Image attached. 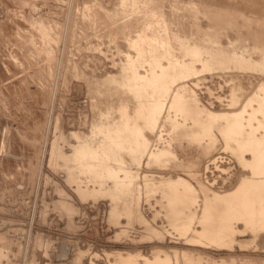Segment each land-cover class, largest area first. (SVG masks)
<instances>
[{
  "label": "rangeland",
  "instance_id": "obj_1",
  "mask_svg": "<svg viewBox=\"0 0 264 264\" xmlns=\"http://www.w3.org/2000/svg\"><path fill=\"white\" fill-rule=\"evenodd\" d=\"M0 34V264H264V0H0Z\"/></svg>",
  "mask_w": 264,
  "mask_h": 264
},
{
  "label": "bare ground",
  "instance_id": "obj_2",
  "mask_svg": "<svg viewBox=\"0 0 264 264\" xmlns=\"http://www.w3.org/2000/svg\"><path fill=\"white\" fill-rule=\"evenodd\" d=\"M187 24H188V23H187ZM7 31H8V30H7ZM197 31H198V30H197ZM8 34H9V33H8ZM0 35H1V34H0ZM6 35H7V33H6ZM6 35H5V36H6ZM11 35H13V34L11 33ZM14 35H15V34H14ZM7 37H8V36H7ZM9 37H10V34H9ZM15 37H17V36H15ZM10 38H11V37H10ZM13 38H14V37H13ZM17 39H19V38H17ZM0 40H1V38H0ZM8 41H9V40H7V44H8ZM11 41H12V40H11ZM11 41H10V42H11ZM17 41H18V40H17ZM9 45H10V44H9ZM18 46H19V45H18ZM7 50H8V49H7ZM9 50H10V49H9ZM11 50H12V49H11ZM4 51H5V50H4ZM7 53L9 54V51H7ZM7 53H6V54H7ZM6 54H5V55H6ZM3 55H4V54H3ZM11 55H12V54H11ZM9 56H10V55H9ZM1 57H2V56H1ZM11 57H12V56H11ZM11 57H10V58H11ZM13 57H14V56H13ZM2 59H3V58H2ZM11 59H12V58H11ZM5 60H6V59H5ZM8 60H9V59H8ZM8 60H7V61H8ZM3 61H4V59H3ZM1 62H2V61H1ZM11 62H12V61H11ZM13 62H14V61H13ZM16 63H17V62H16ZM8 64H10V63H8ZM8 64H7V66H8ZM14 64H15V63H14ZM5 67H6V66H5ZM10 67H11V66H10ZM10 67H9V68H10ZM6 68H7V67H6ZM6 68H5V69H6ZM185 68H186V67H185ZM5 69H4V70H5ZM4 70H3V71H4ZM9 70H11V69H8V71H9ZM12 70H13V67H12ZM186 70H187V69H186ZM3 71H1V72H3ZM14 71H15V70H14ZM1 72H0V73H1ZM5 73H6V72H5ZM15 75H16V74H15ZM6 76H7V74H6ZM8 79H9V78H8ZM0 80H1V79H0ZM2 80H3V79H2ZM16 80H17V76H16ZM6 81H7V80H6ZM3 82H4V81H3ZM3 82H2V83H3ZM12 83H13V82H12ZM10 84H11V82H10ZM7 85H8V84H7ZM7 85H6V86H7ZM9 86H10V85H9ZM16 86H17V85H16ZM10 87H11V86H10ZM10 87H9V88H10ZM6 90H7V89H6ZM11 90H12V87H11ZM18 90H19V89H18ZM2 91H4V89H3ZM247 96H248V95H247ZM149 113H150V112H149ZM150 114H151V113H150ZM195 125H196V124H195ZM0 127H1V126H0ZM1 128H2V127H1ZM235 128H237V127H235ZM0 131H1V132H0V155H3V154L6 155V154H7V146H8L7 140H8V137L10 136L9 133L11 134V132H10V127H9V126H4ZM201 132H202V131H201ZM236 132H237V131H236ZM250 137H251V136H250ZM251 139H252V138H251ZM251 139H250V140H251ZM250 143H251V142H250ZM243 145H244V144H243ZM250 146H252V145H250ZM252 147H253V146H252ZM252 147H251V148H252ZM0 157H1V156H0ZM3 157H4V156H3ZM263 159H264V158H263ZM262 161H263V160H262ZM261 163H262V162H261ZM263 164H264V163H263ZM263 186H264V185H263ZM244 201H245V200H244ZM244 201H243V202H244ZM247 204H248V203H247ZM232 208H233V207H232Z\"/></svg>",
  "mask_w": 264,
  "mask_h": 264
}]
</instances>
